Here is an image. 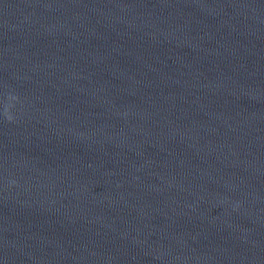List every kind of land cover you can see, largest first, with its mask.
<instances>
[{"label":"clouds","instance_id":"9594fccd","mask_svg":"<svg viewBox=\"0 0 264 264\" xmlns=\"http://www.w3.org/2000/svg\"><path fill=\"white\" fill-rule=\"evenodd\" d=\"M18 99L19 98L15 95H9V97H8L9 103L6 104V106H5L4 116L10 122L14 120V117L11 114V109L14 107V103H10V102L18 101Z\"/></svg>","mask_w":264,"mask_h":264}]
</instances>
